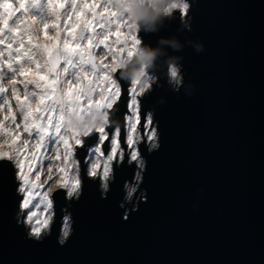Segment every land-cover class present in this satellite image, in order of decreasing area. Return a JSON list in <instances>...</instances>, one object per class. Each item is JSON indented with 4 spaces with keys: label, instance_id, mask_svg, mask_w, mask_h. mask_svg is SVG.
Masks as SVG:
<instances>
[{
    "label": "water",
    "instance_id": "95a60500",
    "mask_svg": "<svg viewBox=\"0 0 264 264\" xmlns=\"http://www.w3.org/2000/svg\"><path fill=\"white\" fill-rule=\"evenodd\" d=\"M189 4L157 32H140L160 50L156 84L141 98V124L153 113L158 139L142 143L137 161L124 143L133 84L116 73L109 124L128 159L115 162L107 188L88 174L89 138L77 154L81 192L53 194L54 223L37 237L16 169H0V264H264V0ZM174 36L181 51L159 43ZM169 55L182 57L181 86L168 82Z\"/></svg>",
    "mask_w": 264,
    "mask_h": 264
},
{
    "label": "snow or ice",
    "instance_id": "6c2138e0",
    "mask_svg": "<svg viewBox=\"0 0 264 264\" xmlns=\"http://www.w3.org/2000/svg\"><path fill=\"white\" fill-rule=\"evenodd\" d=\"M16 5L12 0H0V45L8 41L6 48L9 49L7 62L0 52V96L7 104L9 89L3 83L7 80L22 117L16 129L22 128V132L17 130L11 136L10 142H7L9 151H4L0 144V169H16L20 182L18 191L23 194V209H30L33 201L40 197V203L45 205L47 211L53 206V199L49 196L52 188L43 192L37 189L53 179L54 170L49 163L47 178L40 183L44 160H62V164L55 169L61 174L56 184L67 190L68 197H72L79 194L81 187L76 150L90 144L89 138L97 141L96 146L89 148V153L99 156H104L102 146L106 140L109 142L103 179L109 176L111 162L122 157L121 129L118 126L113 129L109 124L110 112L119 106L121 96V85L113 78L121 60L114 45L124 43L125 48L120 51L126 50L131 56L139 40L132 35V47H127L126 38L120 30L128 23L111 7V0H81L80 3L77 0H48V11L54 18L50 22L43 18L37 0H31V4L29 0H16ZM66 5H70V12L64 10ZM101 6L103 11H97ZM31 9H39V13L27 15ZM18 12L25 15L17 17ZM14 17H17L14 26L10 27L9 22ZM49 29L54 30L53 35L49 34ZM113 35L116 40L110 41ZM104 49L113 56L112 63H106L104 56H98V52ZM12 51L16 53L15 57H12ZM18 85L24 87L23 99L17 95ZM140 92H143L142 88ZM137 96L134 83L128 103L131 115L126 117L128 130L124 139V143L131 148H134V134L141 120ZM2 107L3 104H0ZM11 111L9 107L10 114ZM12 122L15 123L14 116ZM150 124L149 118L147 125ZM22 134H27V138L21 139ZM154 138L153 132L148 139ZM49 151L55 154L49 156ZM130 159L137 161V150L131 152ZM98 167V164H92L88 174L96 176ZM33 173L35 177L30 179ZM36 215L35 211H29L28 222L32 223ZM36 223L40 224L41 221L37 220ZM48 224V220L43 221V227H48ZM32 232L39 237L41 227H33Z\"/></svg>",
    "mask_w": 264,
    "mask_h": 264
},
{
    "label": "rangeland",
    "instance_id": "374dc122",
    "mask_svg": "<svg viewBox=\"0 0 264 264\" xmlns=\"http://www.w3.org/2000/svg\"><path fill=\"white\" fill-rule=\"evenodd\" d=\"M12 2H13L14 5H16V0H12ZM80 2H81V0H77V3H80ZM84 2H90V0H84ZM187 2L189 3V0H187ZM29 4H31V0H29ZM37 4H38L39 9L43 12V18L46 21L50 22L52 19H54L51 16L50 12L48 11V0H37ZM16 6H18V5H16ZM39 9H31V11H29L27 13V15L30 16V15H33V14H38L39 13ZM64 10H67V11L70 12L71 11L70 5H66ZM64 10H62V11H64ZM176 10H179V9H176ZM176 10H174V11H176ZM97 11H103V7L102 6L98 7ZM186 12L188 13V10ZM83 14L84 13H81V15H83ZM24 15L25 14L22 13V12H18L17 13V17H23ZM17 17H14L13 20L9 22V26L10 27L14 26V22H15V19ZM124 19L126 20V18H124ZM37 22L39 23V19H38ZM63 23H64V20L62 19L61 20V25H63ZM120 31L123 34V37L126 38V44H127L128 48L132 47V40L130 38L132 35H135L138 40L142 41V39L140 37V32L133 33V31L129 27V24H125L123 27H121ZM113 32H115V25H113ZM49 34L53 35L54 34V30L49 29ZM40 35L42 37L43 33L41 32ZM61 35L63 36L64 33H62ZM115 39H116L115 35L110 37V41H114ZM7 43H8V41L5 42V45H0V52L3 53V60L5 62H7L9 60V49L6 48V44ZM101 47H103V46H101ZM13 48H15V45H13ZM114 48L116 49L118 57L120 59L128 56L126 50L125 51H120V49H124L125 48V44L124 43H122V45L115 44ZM11 55H12V57H15L16 53L14 51H12ZM98 56H104L106 63H112V61H113V56L107 54V49H104L103 51L98 52ZM118 70H120V69H117L116 73L118 72ZM5 71H6V69H5ZM116 73L113 74V78H115V79H117L116 78ZM153 75L154 74H149V76L147 77V79L150 82L153 79ZM17 79H21V78L17 77ZM155 80H156V76H155ZM117 82L119 83L118 80H117ZM3 83H4V86L9 89V91L6 94L7 100H8L7 104H4V97L0 96V104H3V107L0 108V122H2V123H0V144L3 145V150L4 151H9V144L7 142H10L11 136L17 130L22 132V128L21 129H16V125L21 123L22 117L20 115V110L17 107V102L13 98V96L11 95V87H10V85H8L7 80H5ZM154 84H156V82L155 83H150V85H154ZM17 87H18L17 95H19L21 97V99H23L24 87H23V85H18ZM136 92L138 93L137 98H138V101H139V112H140V115H142L141 114L140 100L147 93V91L140 92V87L138 85H136ZM9 107H11V110H12L11 114L9 113ZM128 115H131V112L129 114H127V116ZM12 116L15 117V123L12 122ZM141 118H142V116H141ZM149 118L151 119V124L147 125V120ZM145 125H147V126H145ZM127 130H128V124H127ZM153 132L155 133V138L152 139V140H149L148 137ZM24 138H27V134H22L21 139H24ZM134 139H135L134 148H131V147H129L127 145L130 148L131 151H133L134 149L139 151L142 143L158 139L157 126L154 124L153 113H149V114H147L145 116V122H144L143 125L141 124V120H140V124L137 126L136 132L134 134ZM106 141H105V143H106ZM96 143L93 144L90 147L96 146ZM120 147L123 150V155L118 160H113L111 162V170H110L109 176H108V178L106 180L104 179V187L105 188H107L109 186L115 162L123 160V159H125V157L128 158L126 146L124 147L122 145V143H121ZM102 150H103V146H102ZM54 154L55 153L52 152V151H49V153H48L49 156H53ZM77 154H78V149L76 150L75 159L77 161H79V178H80L81 187H82L81 165H80V160L77 157ZM108 154H109V151H108L107 154L104 153V156H99V154H90L89 150H88V153H87V155L85 157L84 162H90L91 166L94 163L98 164L99 167L97 169V175L102 176L103 165H104V163L106 161V157H107ZM49 163L52 164V167H53V170H54L53 171V179L51 181H49L47 184H44L43 188L37 189V191H39V192L47 191L48 188L51 187L52 191L50 192L49 196H50L51 199H53V194L55 192H58L59 189H63V188H59L58 185L56 184V181H58L60 179V175L61 174L57 173L55 171L57 165L62 164V160L61 161H50V160L46 159V160L43 161L44 170L41 173V177H40V181H39L40 183H43V181L47 178V175H48L47 166H48ZM69 176H71V173L69 174ZM34 177H35V173L32 174V177H30V179H34ZM81 187H80L79 193L81 192ZM22 197H23V194H22ZM37 204H39V207H36ZM28 210L35 211L37 213L36 217H34L33 221H32V229H33V227H41V234L45 235L48 232V230L51 228L52 224L54 223V215H55L54 214V204H53L51 209L45 211V205L43 203H40V197H37V199L33 201V206L30 209H28ZM37 220L41 221V223L37 224L36 223ZM44 220H48L49 221L48 227H43V221Z\"/></svg>",
    "mask_w": 264,
    "mask_h": 264
},
{
    "label": "clouds",
    "instance_id": "9594fccd",
    "mask_svg": "<svg viewBox=\"0 0 264 264\" xmlns=\"http://www.w3.org/2000/svg\"><path fill=\"white\" fill-rule=\"evenodd\" d=\"M111 7L118 11L127 23L130 25L133 33L146 32L155 33L163 26L167 20L172 18L173 11L179 9L182 13L190 8L187 0H111ZM183 21V17H182ZM185 27H187V22ZM159 43L167 44L173 52L181 51L185 43H181L175 36L171 39L161 38ZM197 53L204 51V45L200 42L187 41ZM160 50L152 49L148 44L139 42L135 46V51L131 56H126L120 60V78L136 84L143 91H151L150 83H155V76L151 82L147 79L153 67V61ZM181 56L169 55L168 56V82L174 87L183 85V75L181 72ZM133 65H138L133 68ZM129 69H132L129 73ZM194 86H187L186 92L188 95L193 94ZM160 103H164L161 99ZM68 233H64L66 237Z\"/></svg>",
    "mask_w": 264,
    "mask_h": 264
},
{
    "label": "flooded vegetation",
    "instance_id": "af4514ba",
    "mask_svg": "<svg viewBox=\"0 0 264 264\" xmlns=\"http://www.w3.org/2000/svg\"><path fill=\"white\" fill-rule=\"evenodd\" d=\"M129 96H130V95H129ZM129 99H130V97H129ZM140 105H141V100H140ZM126 159H128V158L125 157V160H126ZM123 163H124V162H123ZM123 163H122V164H123ZM122 164L119 165V164L117 163V166H121ZM125 190H126V189H125Z\"/></svg>",
    "mask_w": 264,
    "mask_h": 264
},
{
    "label": "bare ground",
    "instance_id": "6f19581e",
    "mask_svg": "<svg viewBox=\"0 0 264 264\" xmlns=\"http://www.w3.org/2000/svg\"><path fill=\"white\" fill-rule=\"evenodd\" d=\"M116 40V39H115ZM117 45H122V43H120V44H117Z\"/></svg>",
    "mask_w": 264,
    "mask_h": 264
}]
</instances>
